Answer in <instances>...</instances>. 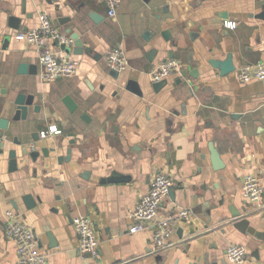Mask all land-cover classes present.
<instances>
[{
	"label": "crops",
	"instance_id": "0c3cea01",
	"mask_svg": "<svg viewBox=\"0 0 264 264\" xmlns=\"http://www.w3.org/2000/svg\"><path fill=\"white\" fill-rule=\"evenodd\" d=\"M8 11L21 19L19 30L8 27ZM42 11L57 30L70 38L76 33L91 51L75 55L74 40L52 44L57 55L79 62L71 78L43 81L37 49L15 37L35 29ZM90 11L103 17L98 25L86 18ZM227 21L237 26L229 29ZM163 31L177 47L163 40ZM116 48L129 61L118 79L105 60ZM229 58L234 70L227 74L210 64ZM168 59L179 61L182 70L155 92L150 74ZM21 63L36 66V75L18 74ZM258 63H264V0H122L116 18L101 0H0V119H11L1 109L16 84L27 86L20 92L34 95L41 107L30 117L43 119L23 135L12 127L2 130L7 138L0 165V264H17L16 245L5 232L11 210L33 229L48 264H233L225 254L231 245L246 249L241 264H264V198L256 209L241 192L248 175H257L264 186V82L237 79L240 68ZM67 95L77 104L75 112L63 103ZM51 127L62 133L33 142L34 134L41 137ZM16 139L29 143L31 151L60 142L63 149L36 163L19 162L12 172L11 152H21ZM211 146L221 157V170L213 169ZM69 148L71 160L60 164ZM113 173L130 180L103 182ZM159 174L170 176L174 187L158 218L181 210L192 214L177 226L173 246L153 253L154 221L131 235L129 215ZM29 194L42 199L33 210L23 201ZM233 214L246 215L260 238L229 226ZM78 216L94 223L98 259L78 250L72 223Z\"/></svg>",
	"mask_w": 264,
	"mask_h": 264
},
{
	"label": "built area",
	"instance_id": "2783aa9c",
	"mask_svg": "<svg viewBox=\"0 0 264 264\" xmlns=\"http://www.w3.org/2000/svg\"><path fill=\"white\" fill-rule=\"evenodd\" d=\"M108 9V16L116 18L117 10L122 0H101ZM225 26L234 29L237 23L225 22ZM18 41H23L34 46L38 53L40 63L43 67L41 78L45 82H52L58 79L73 77L79 70V62L67 57H61L55 53L52 44L70 45L73 39L61 33L54 27L48 12L42 11L39 14L38 26L30 31H20L16 34ZM107 65L111 70L119 73L129 67V61L121 49H110L105 55ZM182 65L175 59H168L151 72L150 81L152 84L165 81L172 74L181 72ZM237 79L242 84L252 81L264 82V63L247 65L237 72ZM62 131L56 127L41 132V138L49 135H60ZM7 136L0 129V165L2 148ZM174 187V180L166 175H157L150 184V190L137 204L134 211L129 215V234L134 235L150 228L152 224V252L161 253L173 246L171 238L177 226L191 216V211L181 210L169 214L166 217L158 218V213L165 200L169 197ZM242 196L249 204L256 209L263 207L264 186L257 175H248L242 182ZM73 226L79 236L78 250L83 256L98 259L100 255L99 240L96 236L93 221L87 216L73 218ZM5 232L7 238L16 245L17 264H48V255L42 253L39 248V240L33 229L27 225L21 215L15 211H8L5 215ZM227 259L233 264H241L246 260L247 251L243 246L231 245L225 251Z\"/></svg>",
	"mask_w": 264,
	"mask_h": 264
},
{
	"label": "water",
	"instance_id": "95a60500",
	"mask_svg": "<svg viewBox=\"0 0 264 264\" xmlns=\"http://www.w3.org/2000/svg\"><path fill=\"white\" fill-rule=\"evenodd\" d=\"M81 10H79L80 12ZM23 12H25V9H23ZM9 15L8 19V27L13 30H19L20 25H21V19L18 17H15L12 13V11L6 12ZM85 15H81V22H86L85 19L87 18L89 21L93 22L94 24L98 25L101 21L102 18L98 13L95 11H90L87 13V17L84 19ZM65 22H69L70 19H63ZM67 34H71V30L67 31ZM162 38L165 42L169 43L172 42V45L174 47H177L178 43L177 41H172L173 37L170 32L168 31H163L161 34ZM72 39L75 41L76 48L74 50L75 55H83L84 52L89 54L91 51L90 50H85L82 46V44H79L80 39L79 35L76 33H73L71 35ZM9 42V38L6 37L4 41V46L3 49L7 50V45ZM68 53L71 52L70 49L67 50ZM154 53H157V50L153 51ZM171 58H173V55H170ZM214 68L219 69L222 74H227L230 73L231 71L234 70V67L231 65V60L221 62V61H212L210 63ZM37 70L36 66L34 65H29L26 63H21L19 66L18 74L20 75H36ZM111 77L114 79L119 78V72L117 71H112L110 73ZM185 77H187V74H183ZM166 81L152 84V89L155 92H159L161 89H163L166 86ZM27 86H20L19 84L15 86V92L9 100L5 101L3 103L1 112L8 114L11 116V119H5L1 118L0 119V129L3 131H8L9 129L14 128L18 132V134H26L28 130L34 126V125H39L42 123L43 119L42 118H31L30 113L33 112L35 115H39L41 112V107L39 105H35V96L34 95H26L23 92H20V90L25 89ZM132 87H129V89L136 94L140 95L141 97L143 96V91L141 89H131ZM63 103L65 106L69 109L71 112H75L77 110V104L75 101L72 99L71 96L67 95L63 99ZM83 120H87V116L83 115ZM12 127V128H11ZM33 142L38 144L41 141V137L37 134L33 135ZM45 139V138H44ZM16 144L17 146L21 149L20 153L17 151H12L11 152V171L12 172H17L19 170V162L25 163L26 161L31 160L34 163H36L40 156L42 155L45 159L49 158V155L51 153H57L58 151L63 149V144L62 142L60 143H55L54 146L49 149L47 147H41L39 150L37 147L33 151H31L30 144L29 143H24L19 139H16ZM75 145V141L70 142V146ZM211 152V161L213 165V169L218 171L223 169L224 165L222 163L221 157L218 153V151L215 149L214 146H211L210 148ZM71 154H72V149L69 148L67 150V157H60L58 159V162L60 164L63 163V161H70L71 160ZM129 181L130 179L128 177H124L118 173H113L111 177L108 179L104 180L103 182H109V183H115V182H122V181ZM171 195V194H170ZM23 201L25 204V207L27 210H33L37 207V201L39 204H42V199L40 197L35 199L33 194L26 195L23 197ZM229 226L233 227L235 230L239 231L240 233L246 234L249 233L251 236L256 237L257 239L260 238V234L256 232V230L251 227L250 221L248 220V217L246 215L242 214H233L232 215V221H230ZM50 241H53L52 236L49 234ZM52 244V242H51Z\"/></svg>",
	"mask_w": 264,
	"mask_h": 264
}]
</instances>
